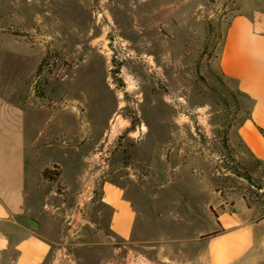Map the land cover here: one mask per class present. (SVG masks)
<instances>
[{
	"label": "rangeland",
	"instance_id": "1",
	"mask_svg": "<svg viewBox=\"0 0 264 264\" xmlns=\"http://www.w3.org/2000/svg\"><path fill=\"white\" fill-rule=\"evenodd\" d=\"M33 1L35 10L0 6V36L32 51L30 62L0 51V66H15L5 69L14 75L6 80L21 75L33 101L61 120L54 128L62 137L50 147L61 163L46 167L57 179L41 171L47 192L61 199L58 214L40 215L38 229L55 241L46 264H171L159 259L160 246L182 264L202 250L212 196L264 205V166L230 136L251 101L218 64L243 0ZM247 1L264 9V0ZM53 56L67 63L65 77L43 70ZM73 156L82 178L69 195ZM93 179L81 208L78 195ZM104 180L123 186L138 210L127 242L108 230L110 209L99 201ZM246 264H264V244Z\"/></svg>",
	"mask_w": 264,
	"mask_h": 264
},
{
	"label": "crops",
	"instance_id": "2",
	"mask_svg": "<svg viewBox=\"0 0 264 264\" xmlns=\"http://www.w3.org/2000/svg\"><path fill=\"white\" fill-rule=\"evenodd\" d=\"M12 1L8 6L5 3L0 6L35 10L33 0ZM31 31L38 37L36 28ZM2 42L9 46L0 50L3 58L30 62L32 51L23 41L3 35ZM218 64L222 75L234 81L237 90L251 101L249 115L230 133L232 141L241 142L244 152L264 166V134L260 130L264 129V9L252 6L247 0L240 3L228 22ZM13 68L0 66V262L4 264L14 250L12 264H46L55 241L32 222L42 226L40 215L54 216L60 208L61 199L54 189L47 192L49 185L41 171L61 163L50 147L55 144L53 139L62 137L63 131L59 133L54 128L60 120L58 113L49 112L48 106L33 101V94L21 75L6 80L14 75L5 69ZM70 175L69 195L81 185L78 157L76 163L72 158ZM99 184V201L110 209L108 230L124 242L129 241L139 217L133 200L115 182L104 180ZM227 201L218 194L212 196L208 204L211 206L209 228L197 242L202 250L182 264H246L252 251L264 244V205L240 197L229 200L231 204L227 207ZM166 244L177 247L176 241ZM157 255L161 262L176 264L164 246L158 248Z\"/></svg>",
	"mask_w": 264,
	"mask_h": 264
},
{
	"label": "built area",
	"instance_id": "3",
	"mask_svg": "<svg viewBox=\"0 0 264 264\" xmlns=\"http://www.w3.org/2000/svg\"><path fill=\"white\" fill-rule=\"evenodd\" d=\"M102 13L99 14L101 16ZM67 63H63L59 56H53L51 59L46 60L43 64V70H45V73L49 77L54 78H63L67 75V69L68 65ZM38 82L37 79H35L34 83ZM96 183V179H93V181L88 182L85 185V188L81 190V192L78 195L79 201H80V207H83V204L85 200L93 195V189ZM230 202L226 203L227 207H230Z\"/></svg>",
	"mask_w": 264,
	"mask_h": 264
},
{
	"label": "trees",
	"instance_id": "4",
	"mask_svg": "<svg viewBox=\"0 0 264 264\" xmlns=\"http://www.w3.org/2000/svg\"><path fill=\"white\" fill-rule=\"evenodd\" d=\"M261 132L264 134V129H260ZM43 176L48 179V180H56L57 179V176L58 174L55 173V175L52 174V171L48 168L44 169L43 170Z\"/></svg>",
	"mask_w": 264,
	"mask_h": 264
},
{
	"label": "water",
	"instance_id": "5",
	"mask_svg": "<svg viewBox=\"0 0 264 264\" xmlns=\"http://www.w3.org/2000/svg\"><path fill=\"white\" fill-rule=\"evenodd\" d=\"M32 225H33L34 227H38V226H39V223H38V222H35V221L33 220Z\"/></svg>",
	"mask_w": 264,
	"mask_h": 264
},
{
	"label": "bare ground",
	"instance_id": "6",
	"mask_svg": "<svg viewBox=\"0 0 264 264\" xmlns=\"http://www.w3.org/2000/svg\"><path fill=\"white\" fill-rule=\"evenodd\" d=\"M135 87H136V86H135ZM130 90H131V89H130ZM123 105H124V104H123ZM142 128H143V129H145V128H146V126H143Z\"/></svg>",
	"mask_w": 264,
	"mask_h": 264
}]
</instances>
